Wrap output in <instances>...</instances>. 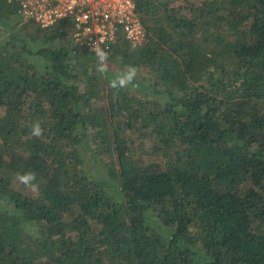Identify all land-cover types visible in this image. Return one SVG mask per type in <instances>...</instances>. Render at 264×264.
Returning <instances> with one entry per match:
<instances>
[{
    "label": "trees",
    "instance_id": "obj_1",
    "mask_svg": "<svg viewBox=\"0 0 264 264\" xmlns=\"http://www.w3.org/2000/svg\"><path fill=\"white\" fill-rule=\"evenodd\" d=\"M135 4L100 73L0 0V264H264V0Z\"/></svg>",
    "mask_w": 264,
    "mask_h": 264
},
{
    "label": "built area",
    "instance_id": "obj_2",
    "mask_svg": "<svg viewBox=\"0 0 264 264\" xmlns=\"http://www.w3.org/2000/svg\"><path fill=\"white\" fill-rule=\"evenodd\" d=\"M22 19L31 18L42 27L63 19L71 21L76 44L93 50L109 49L119 32L131 43L140 44L145 31L135 0H14Z\"/></svg>",
    "mask_w": 264,
    "mask_h": 264
},
{
    "label": "clouds",
    "instance_id": "obj_3",
    "mask_svg": "<svg viewBox=\"0 0 264 264\" xmlns=\"http://www.w3.org/2000/svg\"><path fill=\"white\" fill-rule=\"evenodd\" d=\"M92 46L96 59V70L100 73L108 72L110 67V52L104 48L96 46L95 42H93ZM137 72L138 70L135 66L125 65L115 74L114 78L109 83V87L117 91L126 89L129 85L133 84L137 77ZM29 134L34 138H39L42 136L43 129L41 128L39 122H35L31 125ZM15 179L31 193H39V184L36 183L35 173L30 171L23 173L18 172L15 174Z\"/></svg>",
    "mask_w": 264,
    "mask_h": 264
},
{
    "label": "rangeland",
    "instance_id": "obj_4",
    "mask_svg": "<svg viewBox=\"0 0 264 264\" xmlns=\"http://www.w3.org/2000/svg\"><path fill=\"white\" fill-rule=\"evenodd\" d=\"M0 33H1V30H0ZM99 166H97V168H98ZM88 168V166L86 167V169Z\"/></svg>",
    "mask_w": 264,
    "mask_h": 264
}]
</instances>
